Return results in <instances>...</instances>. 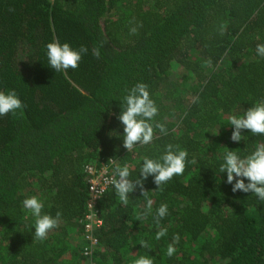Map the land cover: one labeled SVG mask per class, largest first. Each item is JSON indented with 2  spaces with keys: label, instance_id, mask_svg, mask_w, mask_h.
Masks as SVG:
<instances>
[{
  "label": "trees",
  "instance_id": "16d2710c",
  "mask_svg": "<svg viewBox=\"0 0 264 264\" xmlns=\"http://www.w3.org/2000/svg\"><path fill=\"white\" fill-rule=\"evenodd\" d=\"M53 41L88 53L76 69L55 72L46 56ZM258 43L264 0H0V91L15 90L23 103L0 116V264H135L141 255L154 264H264V201L233 193L218 171L225 151L243 156L264 144L248 130L233 142L229 125L264 101ZM139 82L168 135L157 129L151 145L128 152L117 117ZM169 143L195 163L160 188L149 177L148 192L138 187L127 204L108 188L97 205L98 244L87 254V166L113 174L127 164L139 176L143 157ZM31 196L44 201V213L62 214L43 241L23 208ZM161 204L168 215L157 227ZM159 228L167 235L156 240Z\"/></svg>",
  "mask_w": 264,
  "mask_h": 264
},
{
  "label": "clouds",
  "instance_id": "9594fccd",
  "mask_svg": "<svg viewBox=\"0 0 264 264\" xmlns=\"http://www.w3.org/2000/svg\"><path fill=\"white\" fill-rule=\"evenodd\" d=\"M134 33L135 28L131 29ZM224 27L221 26V33ZM46 56L48 65L55 72L66 71L69 68L76 69L83 56L88 53L86 46L79 48L72 47L69 43L53 41L46 45ZM93 54L99 57V49L93 50ZM256 55L264 58V43L256 45ZM23 108V103L15 90L0 91V116L12 113ZM120 113L117 117L123 125L122 141L123 147L128 151H135L138 147L151 145L155 139V131L158 129L161 135H168V129L163 123L155 118L159 109L151 98L149 86L143 82L136 83L126 89L120 100ZM232 127L230 139L239 143L242 141V130H248L253 135H264V101L248 108L242 115H232L229 119ZM218 132V129H217ZM195 163L188 160L187 150H182L178 145L167 144L164 151L157 157L144 156L139 167V176L132 175L127 164L116 165L113 170L111 184L121 202L127 204L130 193L138 187L143 195L144 181L149 177L160 188L170 181L174 176L182 175L186 165ZM220 174H226V183L232 186V192L237 191L254 194L259 201H264V144H258L255 149L241 155L237 151H225L218 169ZM118 177V178H117ZM23 208L34 217V233L36 240L43 241L50 230L59 226L61 213L58 211L55 216L44 213V201L38 196L27 197L22 201ZM152 201L147 200V209L143 216L152 214ZM168 215V205L161 204L154 214V221L159 227L161 220ZM167 235V228H159L155 239L160 240ZM180 236H173V243H170L166 255L171 257L176 252L174 244H178ZM142 248L150 249L151 244L142 240ZM135 264H154L153 258L148 255H141L135 260Z\"/></svg>",
  "mask_w": 264,
  "mask_h": 264
},
{
  "label": "built area",
  "instance_id": "2783aa9c",
  "mask_svg": "<svg viewBox=\"0 0 264 264\" xmlns=\"http://www.w3.org/2000/svg\"><path fill=\"white\" fill-rule=\"evenodd\" d=\"M86 170L91 179L89 185L90 197L88 200V223L86 225L84 238L88 242L87 254H90L92 248L98 244L94 234H96L98 229L103 225V219L100 217L97 210L98 201L106 190L112 187L111 179L113 178V174L109 167L97 169V167L88 165Z\"/></svg>",
  "mask_w": 264,
  "mask_h": 264
}]
</instances>
